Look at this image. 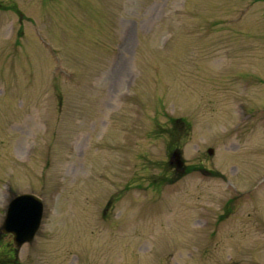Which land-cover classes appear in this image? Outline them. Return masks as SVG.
Instances as JSON below:
<instances>
[{
  "label": "rangeland",
  "instance_id": "rangeland-1",
  "mask_svg": "<svg viewBox=\"0 0 264 264\" xmlns=\"http://www.w3.org/2000/svg\"><path fill=\"white\" fill-rule=\"evenodd\" d=\"M21 192L0 264H264V0H0V226Z\"/></svg>",
  "mask_w": 264,
  "mask_h": 264
},
{
  "label": "water",
  "instance_id": "water-1",
  "mask_svg": "<svg viewBox=\"0 0 264 264\" xmlns=\"http://www.w3.org/2000/svg\"><path fill=\"white\" fill-rule=\"evenodd\" d=\"M177 162L181 165L179 158ZM43 209V201L35 193L24 192L10 199L1 230L12 233L14 247L19 248L23 242L33 239L40 227Z\"/></svg>",
  "mask_w": 264,
  "mask_h": 264
},
{
  "label": "trees",
  "instance_id": "trees-1",
  "mask_svg": "<svg viewBox=\"0 0 264 264\" xmlns=\"http://www.w3.org/2000/svg\"><path fill=\"white\" fill-rule=\"evenodd\" d=\"M9 252H11V254L13 255L15 252V249L12 247Z\"/></svg>",
  "mask_w": 264,
  "mask_h": 264
}]
</instances>
